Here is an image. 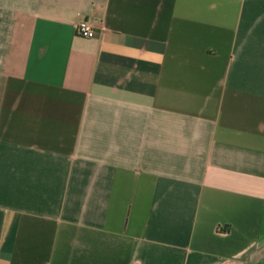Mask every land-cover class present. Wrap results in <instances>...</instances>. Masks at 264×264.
Segmentation results:
<instances>
[{"label":"crops","instance_id":"0c3cea01","mask_svg":"<svg viewBox=\"0 0 264 264\" xmlns=\"http://www.w3.org/2000/svg\"><path fill=\"white\" fill-rule=\"evenodd\" d=\"M0 264H264V0H0Z\"/></svg>","mask_w":264,"mask_h":264},{"label":"built area","instance_id":"2783aa9c","mask_svg":"<svg viewBox=\"0 0 264 264\" xmlns=\"http://www.w3.org/2000/svg\"><path fill=\"white\" fill-rule=\"evenodd\" d=\"M95 18H82L77 22V33L82 36H94L96 34Z\"/></svg>","mask_w":264,"mask_h":264}]
</instances>
